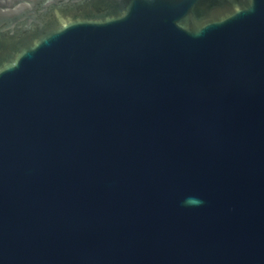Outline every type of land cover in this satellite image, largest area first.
Returning a JSON list of instances; mask_svg holds the SVG:
<instances>
[{
  "label": "water",
  "instance_id": "obj_1",
  "mask_svg": "<svg viewBox=\"0 0 264 264\" xmlns=\"http://www.w3.org/2000/svg\"><path fill=\"white\" fill-rule=\"evenodd\" d=\"M0 264H264V0H0Z\"/></svg>",
  "mask_w": 264,
  "mask_h": 264
},
{
  "label": "clouds",
  "instance_id": "obj_2",
  "mask_svg": "<svg viewBox=\"0 0 264 264\" xmlns=\"http://www.w3.org/2000/svg\"><path fill=\"white\" fill-rule=\"evenodd\" d=\"M183 203L185 206H199L203 204V201L197 197H187Z\"/></svg>",
  "mask_w": 264,
  "mask_h": 264
}]
</instances>
